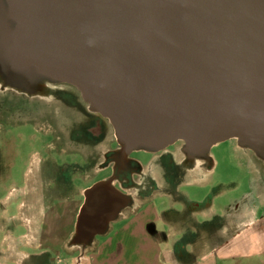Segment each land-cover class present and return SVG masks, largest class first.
Returning a JSON list of instances; mask_svg holds the SVG:
<instances>
[{
  "label": "water",
  "instance_id": "95a60500",
  "mask_svg": "<svg viewBox=\"0 0 264 264\" xmlns=\"http://www.w3.org/2000/svg\"><path fill=\"white\" fill-rule=\"evenodd\" d=\"M0 80L77 87L129 161L178 141L190 160L236 139L264 160V0H0ZM85 189L70 243L105 235L133 198Z\"/></svg>",
  "mask_w": 264,
  "mask_h": 264
},
{
  "label": "rangeland",
  "instance_id": "374dc122",
  "mask_svg": "<svg viewBox=\"0 0 264 264\" xmlns=\"http://www.w3.org/2000/svg\"><path fill=\"white\" fill-rule=\"evenodd\" d=\"M48 81H41L29 92L3 87L0 80V127L4 126L0 133V261L5 262L9 256V264H54V260L56 264H75V258L91 256L95 245L119 225L113 222L108 233L97 236L85 249L70 243L83 188L116 175V169L104 165L105 154L113 147L118 150L120 145L108 119L102 118V132L92 131L98 116L90 115L94 111L77 87ZM10 125H15V129ZM33 151L37 153L32 156ZM211 155L215 163L210 166L203 159L187 163L190 159L183 151L182 141L160 151L134 153L129 161L136 159L142 165L141 174L133 178L137 185L131 190L116 186L136 197L131 204L134 208L148 202L142 197L150 195L158 196L154 203L157 208L159 195H192L200 204L199 213H205L200 226H218L226 217L227 207L234 208L246 196L255 202L258 191L264 195V160L253 150L239 146L236 139L215 145ZM33 180L40 195L26 194L28 183ZM222 197L229 200H221ZM127 208L124 215L129 214ZM216 209L215 215L210 214ZM149 217L147 213L143 220ZM149 221L158 231L163 230L157 220ZM154 235L147 232L125 235L124 239L153 241ZM33 241L39 242L40 247H34ZM114 255L127 260L150 256L163 259L156 250L148 253L125 249Z\"/></svg>",
  "mask_w": 264,
  "mask_h": 264
},
{
  "label": "crops",
  "instance_id": "0c3cea01",
  "mask_svg": "<svg viewBox=\"0 0 264 264\" xmlns=\"http://www.w3.org/2000/svg\"><path fill=\"white\" fill-rule=\"evenodd\" d=\"M3 127H0V133ZM36 153L33 151L32 156ZM1 161L0 155V164ZM89 185L91 184L83 189L85 190ZM27 188L26 194L40 195L37 193V184L34 180L28 183ZM257 188L259 190L258 184ZM258 193L259 191L253 203L246 196L234 208L227 207V213L224 214L226 217L218 223V226L213 224L202 225L203 227L200 226L203 212L199 213L197 210L200 204L192 199V195L184 193L159 195V208L154 204L158 196L150 195L149 198L141 196L148 202H143V206L136 205L128 215L122 213L124 216L121 214L122 216L115 221L119 222V225L95 245L91 256L87 254L80 259L75 258L74 260H77L75 264H264V195ZM224 197L221 200H229ZM132 198L136 200L135 196ZM83 202L84 196L79 208ZM222 211L223 209H220V212ZM216 212L217 209L209 213L215 215ZM147 213L151 217L143 220ZM203 214L205 216V213ZM151 219L160 222L163 230L158 231L152 224L153 221H149ZM147 232L156 233L155 240L126 241L124 239L125 235L138 236ZM217 237L220 239L217 240ZM36 242L33 241V246L40 247L39 242ZM125 249L148 253L156 250L163 254V259H154L150 256L127 260L114 255ZM8 257L5 262L1 260L0 263L9 264ZM33 262L39 264L38 261ZM53 263L56 264V260Z\"/></svg>",
  "mask_w": 264,
  "mask_h": 264
},
{
  "label": "flooded vegetation",
  "instance_id": "af4514ba",
  "mask_svg": "<svg viewBox=\"0 0 264 264\" xmlns=\"http://www.w3.org/2000/svg\"><path fill=\"white\" fill-rule=\"evenodd\" d=\"M48 82H51V81H48ZM51 83L61 84V83H58V82H51ZM91 113H93V114H90L93 117H97L98 116L94 120V127H93L92 131L95 134H99L100 132H102V120H103L102 118L104 116H102V115L99 116L100 114L96 113V112H91ZM104 118H106V117H104ZM116 150H117V147H113V148L109 149L106 152V154H105V157H106L105 160L106 161H105L104 165H107L108 167H111L112 170L116 169V171H115L116 172L115 184H117V185H119V186H121L123 188L131 190L132 187H134V185L135 186L137 185L136 183L134 184L133 178H134V176L136 177L137 175L141 174L142 165H140L139 161H136V159H131L128 163L122 161L116 155V153H115ZM134 153L148 154V153H152V152L140 150V151H133L130 155H132ZM194 161L195 160H188L187 163H191V164L193 163L194 164ZM202 162L207 163L209 166L214 163L213 160H211V161L210 160H203ZM117 171H118V173H117ZM129 208H127V209H129ZM131 208H133V206H131ZM131 208H130V210H131Z\"/></svg>",
  "mask_w": 264,
  "mask_h": 264
},
{
  "label": "bare ground",
  "instance_id": "6f19581e",
  "mask_svg": "<svg viewBox=\"0 0 264 264\" xmlns=\"http://www.w3.org/2000/svg\"><path fill=\"white\" fill-rule=\"evenodd\" d=\"M115 159V158H114ZM117 161V160H116ZM130 164V163H129ZM124 167V166H123Z\"/></svg>",
  "mask_w": 264,
  "mask_h": 264
}]
</instances>
